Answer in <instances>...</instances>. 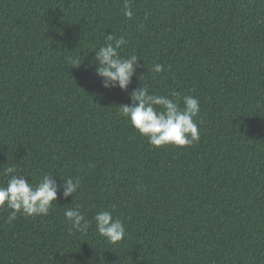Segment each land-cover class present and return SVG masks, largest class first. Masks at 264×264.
Returning <instances> with one entry per match:
<instances>
[{"label":"trees","instance_id":"obj_1","mask_svg":"<svg viewBox=\"0 0 264 264\" xmlns=\"http://www.w3.org/2000/svg\"><path fill=\"white\" fill-rule=\"evenodd\" d=\"M127 4L0 0V185L9 167L81 180L46 216L0 209V264H264V0ZM111 34L140 58L128 92L95 71ZM142 84L199 99L198 142L154 147L122 116ZM76 207L86 232L69 231ZM102 210L122 241L96 231Z\"/></svg>","mask_w":264,"mask_h":264},{"label":"clouds","instance_id":"obj_2","mask_svg":"<svg viewBox=\"0 0 264 264\" xmlns=\"http://www.w3.org/2000/svg\"><path fill=\"white\" fill-rule=\"evenodd\" d=\"M123 11L128 18L133 16L127 0ZM107 40L109 41L107 44L95 51L96 74L101 78L103 88L111 90L118 87L128 92L133 77L137 75L140 58L134 53L127 56L120 54L122 46L128 43L124 36L116 38L111 34L107 36ZM163 70L162 64L156 63L152 66L155 73H161ZM128 95L131 104H121L120 113L152 146L184 147L199 141L198 98L191 95L183 96L181 107L179 93L173 92L171 96L159 95L151 93L143 84ZM5 171L10 175V179L6 185H0V209L7 207L12 210L8 216L9 222L15 220L18 214L46 216L53 208V202L58 200L61 188L64 198L72 196L73 200L81 188L79 178L70 177L58 185L53 179L55 175L43 174L40 181L34 184L28 180L27 175L18 174L14 167H9ZM64 215L71 226L70 232H86L89 229L91 222L85 219L79 207L66 209ZM93 220L98 234L108 242L115 244L125 238V225L121 219L114 217L112 212L99 211Z\"/></svg>","mask_w":264,"mask_h":264}]
</instances>
